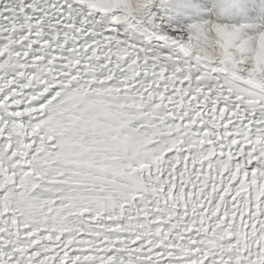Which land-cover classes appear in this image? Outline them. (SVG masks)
I'll return each mask as SVG.
<instances>
[{"label":"snow or ice","instance_id":"1","mask_svg":"<svg viewBox=\"0 0 264 264\" xmlns=\"http://www.w3.org/2000/svg\"><path fill=\"white\" fill-rule=\"evenodd\" d=\"M0 264H264V0H0Z\"/></svg>","mask_w":264,"mask_h":264}]
</instances>
